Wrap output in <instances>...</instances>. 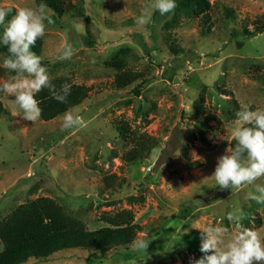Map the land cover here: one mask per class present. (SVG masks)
<instances>
[{
  "label": "rangeland",
  "instance_id": "rangeland-1",
  "mask_svg": "<svg viewBox=\"0 0 264 264\" xmlns=\"http://www.w3.org/2000/svg\"><path fill=\"white\" fill-rule=\"evenodd\" d=\"M149 2L68 0L73 8L53 16L37 40L52 79L89 88L70 109L84 116L86 127L62 131L63 115L24 120L14 97L0 92V223L18 207L48 198L88 231L105 226L103 215L130 210L143 229L135 240L151 242L145 251L133 242L103 260L86 262L88 251L79 250L23 264H190L200 258L198 233L206 227L222 224L234 234L227 216L236 208L247 214L245 226L264 238V204L247 198L254 185L221 190L211 177L241 105L264 110V33L242 35L243 27L252 32L264 22V0H210L206 16L154 11L152 22L139 26ZM0 6L37 5L0 0ZM65 40L74 55L61 60ZM6 55L1 49L0 85L15 75L3 67ZM122 71L154 79L140 96L116 93L111 83ZM139 134L159 146L137 163L122 161Z\"/></svg>",
  "mask_w": 264,
  "mask_h": 264
},
{
  "label": "clouds",
  "instance_id": "clouds-1",
  "mask_svg": "<svg viewBox=\"0 0 264 264\" xmlns=\"http://www.w3.org/2000/svg\"><path fill=\"white\" fill-rule=\"evenodd\" d=\"M177 6L176 0H150L142 7L136 23L148 25L154 11L163 16L174 12ZM10 14L11 18L6 20ZM53 16L55 12L43 2L36 7H18L15 10L10 6H0V26L3 27L0 44L7 49L3 67L15 73L0 85V92L14 97L11 103L21 110L24 120L31 122L39 120L42 115L40 102L35 98L37 93L47 88L56 101L65 103L71 91L68 83L59 89L52 84L43 56L31 50L45 35L47 27L54 23ZM77 27L85 29L82 21ZM73 55L72 45L65 40L59 59H71ZM86 126L87 121L82 114L71 110L63 114L62 131ZM231 137L236 142L235 146L226 148L225 154L218 157L211 177L221 190L254 185L255 190L249 191L247 198L264 204V184H255L264 178V110H251L249 105H241L236 112ZM196 203L201 204L200 201ZM247 218L242 209L236 208L227 216L234 225V234L222 224L201 231L199 250L204 255L191 260L190 264H264V239L259 230L245 226ZM150 242L138 238L134 245L145 251ZM3 250V242H0V251Z\"/></svg>",
  "mask_w": 264,
  "mask_h": 264
},
{
  "label": "trees",
  "instance_id": "trees-1",
  "mask_svg": "<svg viewBox=\"0 0 264 264\" xmlns=\"http://www.w3.org/2000/svg\"><path fill=\"white\" fill-rule=\"evenodd\" d=\"M35 1L36 5L41 2L46 3L55 12L56 17L62 16L65 9L73 8L68 4V0ZM209 1L176 0L178 6L175 10L197 12L206 16L210 7ZM76 13L82 16L80 11ZM12 14L6 20L10 19ZM2 32L3 27L0 26V34ZM262 33H264V22L257 24L252 32H249L245 27L242 29L243 37L250 38ZM83 43L87 46L93 44L89 37H85ZM5 48L0 44V50ZM31 50L38 55L41 54L37 42ZM174 54H177V52L174 51ZM153 79V77L147 79L142 74L122 71L114 77L111 87L116 93L130 90V93L134 96H140L143 88ZM51 82L57 89L68 83L63 78L52 79ZM68 84L71 85V91L65 103L56 101L47 88L36 94L35 98L40 102L39 106L42 109L40 121L49 122L62 116L71 108L78 107L89 96V88L82 85ZM4 116H8L6 111ZM202 126L205 127L206 125L202 124ZM115 129L116 131H123L124 127L119 126ZM133 136V148L121 158L124 162L137 163L144 158L147 152L159 146V140L145 134ZM235 143L232 138L229 147H234ZM189 213L190 210L187 211V214ZM101 222L105 226L94 231H88L81 221L65 214L63 209L52 200L39 198L30 201L11 212L0 223V242H3L4 245V250L0 252V264H23L29 259L36 262H48L57 254L79 250L88 251L86 262L103 260L112 250H129L137 234L143 232V229L134 223V216L130 210L105 214L101 217ZM201 238L202 234L198 233L197 244L199 248ZM199 254L200 258L204 255L201 252Z\"/></svg>",
  "mask_w": 264,
  "mask_h": 264
}]
</instances>
